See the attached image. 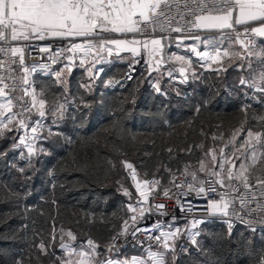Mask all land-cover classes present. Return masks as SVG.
<instances>
[{
  "label": "trees",
  "instance_id": "trees-1",
  "mask_svg": "<svg viewBox=\"0 0 264 264\" xmlns=\"http://www.w3.org/2000/svg\"><path fill=\"white\" fill-rule=\"evenodd\" d=\"M124 70L123 65L112 66L88 91L82 87L87 83L84 71L75 68L67 89L70 108L54 125L55 133L43 137L31 163L18 151L0 158V264H57L61 243H108L130 220L126 196L116 191L122 185L132 189L125 161L142 178L160 176L164 182L170 174L181 173L190 157L198 158L197 144L214 131L235 129L250 119L240 109L244 100L223 90L220 81L225 79L216 71L202 74L205 84L191 97L173 99L153 91L145 73L106 90L104 80H121ZM32 81L47 94V103L66 93L51 76L38 74ZM194 88L179 87L182 94ZM11 143L0 140V151ZM202 224L204 251L190 249L176 264H251L241 241L259 246V233L236 227L229 235L220 222ZM41 242L48 254L40 252Z\"/></svg>",
  "mask_w": 264,
  "mask_h": 264
},
{
  "label": "snow or ice",
  "instance_id": "snow-or-ice-1",
  "mask_svg": "<svg viewBox=\"0 0 264 264\" xmlns=\"http://www.w3.org/2000/svg\"><path fill=\"white\" fill-rule=\"evenodd\" d=\"M208 2L211 3V7H208L205 0H183V4H181V0H0V53L5 55L10 53L11 57L19 55V65L23 67L24 47L31 48L33 46L31 43L25 46H13L14 42L19 44V42L32 40L68 41L66 47L59 49L60 52L74 53L83 49L92 53V50L95 49L96 59L87 68V71L92 73L95 64L100 62L104 51L107 50L108 54L112 53L111 46H115L120 51L131 52L134 55H139L138 46H142L145 51L150 50V55H155L162 52L165 47L162 41L177 39L182 43L183 39L187 38L201 40L205 46L210 45L213 52H197L195 47H192L191 51L196 52L201 59L217 62L221 55L229 56V51L227 49L222 51L220 44L212 43L210 38L202 39L201 35L193 30H229V32L223 33L221 39L227 37L231 40L232 34H234L235 42L245 50L247 55H252V50L256 47V42L252 38H264V0H208ZM171 33H181L183 36L173 38ZM108 34H118L124 38H113ZM78 38L82 40V43L74 42ZM261 43L264 45V42ZM51 48V44L39 46V52H50ZM175 59L182 65L180 75L184 77V80L181 82H187L183 65L188 64L190 66L191 60L186 61L184 56H176ZM67 60L69 63L65 65V68L71 70L73 57L70 55ZM138 62L136 61V63ZM5 63L4 60H0V68H4ZM7 63L8 71L11 72V65L16 64L17 61L9 59ZM80 64L83 65L84 60H81ZM156 65L159 67V60L156 61ZM37 67L45 68L47 65H33L31 72L35 73ZM131 67L134 71V66ZM149 69V75H151V65H149ZM223 70L226 71L227 69L224 68ZM29 71L28 67H23L24 75L19 78L18 83L14 79L11 85L4 83L9 77L0 75V85H2L0 86V97H3L5 101L0 104V140H12L9 148L0 151V158L6 156L9 151L19 150L20 157L23 159L24 151L21 149V145L27 148V155L30 158L36 152L35 141L41 138L37 136V133L38 129L43 127V121L49 115L57 119L64 116V104L53 103L51 107H46L47 94L44 90H41L39 94L36 92L33 83L29 80ZM99 71L101 70L98 69L97 72ZM59 75L58 72L57 76L59 77ZM169 75L171 76V72ZM193 75H195L194 72ZM128 78L131 79V76L129 75ZM90 79L94 80L95 77L90 76ZM240 83L244 85L246 81L242 79ZM85 86L90 88V85ZM259 90L264 92V86ZM156 91L161 92L159 86H156ZM161 94L167 95L166 92ZM177 95L180 93L177 92ZM26 97H31L30 101L26 100ZM261 103H264V98H262ZM34 108L35 112L33 111ZM33 116H38V118L33 120ZM260 123L264 125V117L260 118ZM29 129L32 134L31 138L27 134ZM21 130H25L24 135L18 138L7 135L8 133H19ZM241 131L243 129L232 134L228 141V145H232V148L228 152H225L223 147L219 149V162L216 151L209 149V152L206 153V155L211 156L212 170L208 172L209 178L199 180L197 173L192 172V182L186 185L189 190L195 189L199 195L205 192L203 185L207 184L208 190L215 192L217 191L215 185L219 184L221 188L227 187L233 192H237L242 185L246 193L251 194L253 200H255L254 188H258L261 195H264V166L259 169L258 175L253 176L251 171L257 165L258 160L264 157V152L260 153V157L257 156L255 147V144L261 143V134L254 135L249 128L247 139L237 144V138ZM44 138L46 139V137ZM213 139L216 138L213 137ZM261 147L264 148V144H261ZM40 151H44V149L41 148ZM236 161H240V163L238 171L234 172ZM28 162L31 163V160L29 159ZM226 165L230 166L226 167ZM124 166L127 169H133V165L126 161ZM205 167L204 162L201 161L199 170L204 171ZM19 171L24 172V169L20 168ZM187 175L186 170L185 176L187 177ZM211 177H219V179L213 180ZM131 178L133 181L137 178L134 169ZM252 179H255V185L250 182ZM198 180L199 186H197ZM172 182L176 188L185 187L184 182L176 183L175 178ZM149 183L158 184L159 182L144 181L145 186ZM135 186L140 197L143 198V202H147L148 197L144 191H141V184L137 183ZM124 194L131 196L127 189H125ZM163 194L169 196V190L165 189ZM181 194L187 196L186 192ZM218 194L219 200L208 199L207 210L209 214L213 217H221L219 222L227 225L229 235H231L234 221L244 225L254 235L259 233L261 241L259 246L247 239L241 242L249 250L248 256L251 264H264V211L259 216L255 215L256 209L247 207L246 197L242 195L238 198L239 210L233 206L230 212L229 207L234 204V200H225V195H228L226 192ZM155 207L164 208L165 205L157 204ZM128 210L135 213L137 208L129 204ZM188 210L190 211L191 207ZM181 211L183 212L185 209L181 208ZM144 214V210L141 209L139 212L141 219H143ZM172 219L174 221L175 217ZM131 220L133 222L131 232L133 237L137 232L148 231L149 227L160 228L159 223L144 228L135 227L137 220L135 215L131 217ZM208 222V220L194 218L192 227L195 228L198 224ZM124 225V231L113 237V241L119 235H127L128 220L124 221ZM180 234L181 229L176 227L174 231L160 232L158 235L148 237V239L157 241L164 250L156 253L149 252L154 264H167L168 253H172V264H176L177 245L175 240ZM67 235L73 240L75 239L72 232L69 231ZM199 235V232L191 233L189 231L188 239L197 250L204 251L196 239ZM51 239L55 241L54 234ZM170 240H172L171 244L169 243ZM87 245L89 246L88 251L83 250L82 246L81 250L77 251L61 243L60 247L65 250L67 255L66 257H57V264H129L127 259H97L98 256L103 255L102 252H97L99 246L95 245L91 239L87 240ZM179 247L185 253L189 251L185 244H181ZM38 248L41 253L48 254V246L43 242L38 245ZM113 249H116L115 243L109 245L108 252H112ZM16 264H22V262L17 261ZM130 264H143V262L139 258L133 257Z\"/></svg>",
  "mask_w": 264,
  "mask_h": 264
},
{
  "label": "built area",
  "instance_id": "built-area-1",
  "mask_svg": "<svg viewBox=\"0 0 264 264\" xmlns=\"http://www.w3.org/2000/svg\"><path fill=\"white\" fill-rule=\"evenodd\" d=\"M206 3H208V7H211V3L208 2V0H205ZM181 4H183V0H181ZM215 14V13H214ZM175 26V25H174ZM194 32H198V30H193ZM229 32V30H223L221 31V34ZM171 36L174 37H182L183 34L181 33H171ZM234 36V34H232ZM31 43L33 47L29 48L25 45ZM51 44L52 48L50 52L41 53L39 52V46H44ZM24 66L29 68V80L32 82L33 78L41 74L42 72L52 71L64 64H68L69 61L67 60L68 56L73 57L74 62V54L68 53V52H60L59 49L66 47L65 41L61 40H32L30 42L24 43ZM145 55L144 50L139 53V55L130 62L129 65L125 67V70L123 72V76L121 78V81L123 83H130L134 80L136 75L139 73V68L142 65L143 57ZM9 59H15L17 61L16 64L11 65V72L8 71V60ZM0 60H4L5 67L0 68V75L9 77L4 81V83H7L11 85L15 81L18 83L19 78L24 75L23 73V67L19 65V55L16 57H11V54L8 53L5 55L4 53H0ZM136 61H139L136 63ZM72 62V63H73ZM47 65L45 68L37 67V70L35 73L31 72V67L33 65ZM134 66V71L132 70V67ZM129 75L131 76V79H129ZM184 80V77L180 75V71L175 73L169 80L168 83L170 85H176L181 86L183 88L187 87V82H181ZM2 86V85H0ZM26 100L30 101V97H26ZM35 112V109H33ZM38 116H33L32 119H37ZM46 122V119L43 121V127L38 129L37 136L41 135L44 130V124ZM25 131V130H24ZM27 134L29 138H31L32 134L30 132V129L27 131ZM173 178H175L176 183L184 182L185 187L183 188H176L175 184L172 182ZM209 177H205L202 180H205ZM211 179L215 180L211 177ZM192 182L191 177H186L182 173H172V175L169 177V180L167 184L159 189H150L147 187H143V190L147 194V202H143V198L139 195V203H140V209L134 214L137 217L135 227H148L155 225L156 223L160 224V228L156 227H149L148 231H141L137 232L135 237L131 235V232L133 230V222L130 219L128 221L127 225V235H119V237L113 241V237H116L119 233H122L124 231L125 225L122 227L120 231H118L116 234H114L108 243L98 245L97 252H102L103 255L99 256L98 259H105V258H112L116 259L119 255H127L128 257L131 256V254H136L142 261H144V264H150L149 262V252H156L157 249L160 247V245L157 243V241L148 239L150 236L158 235L160 232H169L172 228L183 226L185 224H188L193 221V219H204L208 221H217L219 222L221 217L219 216H211L207 210V203L208 199L215 198L217 200L220 199V196L218 193L226 192L228 195H225V200H234V204L230 205L229 211L231 212V209L233 206H235L238 210L240 208L239 203V197L244 195L246 197L247 201V207L256 209L255 215L259 216L262 211H264V195H261V192L258 188H254L253 192L255 194V200L251 198L250 193H246V190L241 185L239 188V191L233 192L231 189L225 187L221 188L219 184H216L215 187L217 191H209L207 184L203 185L205 187V192L202 194H197V191L195 189L189 190L187 188V183ZM253 185H255V181H250ZM235 183V182H234ZM197 186H199V183H197ZM165 189L169 190V196H164L163 192ZM186 192L187 196L182 195L181 193ZM157 204H164V208H157L155 205ZM259 205V207H258ZM191 207V210L188 209ZM181 208H184L185 211H181ZM144 210V217L143 219L140 218L139 212L140 210ZM173 217H175V220L173 221ZM226 219V218H225ZM221 223V222H220ZM223 224V223H222ZM225 227L227 228L226 224ZM236 227H241L246 230H248L244 225L240 224L238 221H234V226L232 229ZM228 229V228H227ZM111 243H115L116 249H113L112 252H108L109 245ZM118 249V251H117Z\"/></svg>",
  "mask_w": 264,
  "mask_h": 264
},
{
  "label": "crops",
  "instance_id": "crops-1",
  "mask_svg": "<svg viewBox=\"0 0 264 264\" xmlns=\"http://www.w3.org/2000/svg\"><path fill=\"white\" fill-rule=\"evenodd\" d=\"M221 31L223 30H211V31L198 30V33L201 35L202 39L210 38L212 43H218L222 46V51L224 49H227L229 51V56L225 57L221 55L218 58L217 62H213L211 60H206V59H201V57L197 56L196 52L191 51V48L195 47L197 52H213V49L210 45L205 46V44L202 43L201 40H193V39H187V38H184L182 43H180V41L177 39H170L171 40L170 45H167L166 41H162V43L165 45L162 52L157 53L155 55H150V50H149L148 53H149L151 60H154L155 58H157V56H160L161 54H163L165 50H169L171 52V55L174 57L173 59H175L176 56H184L186 61L191 60V65L190 66L188 65V68L192 69V70H189L191 72H193L194 70L201 69L202 74L208 71H216L217 74L219 75L218 71L224 68H226L227 70H235L237 72L242 71V74H243L242 77L229 78L226 81L221 80L220 85H222L223 90L226 93L232 94L236 98L241 97L244 100L240 109L244 112L245 115H248V114L250 115V119L249 120L246 119L245 122L250 121L251 123H253L254 131L260 133L261 131L264 130V125L260 123V118L264 117V103H261L262 98H264V92L259 90L262 86H264V79H262V77H264V45H262L261 43V42H264V38H260V37L252 38L256 42V47L255 49L252 50V55H247L245 50L238 43L235 42L234 36H232L231 40H229L227 37H224L223 39H221V36H222ZM108 35H111L113 38H118V39L124 38V37L119 36L118 34H108ZM129 38L131 37L129 36ZM80 40L81 39L78 38L74 42L82 43ZM24 43L25 42H19V44H17L14 42L13 46H23ZM111 47H112V53L108 54L107 50H105L104 53L102 54V58H100V62L95 64V68L93 69L92 73H89L87 71V68L90 67L91 64L94 62V60L96 59L95 49L92 50V53H89L82 49L80 51L75 52V54L77 55L76 64H74L75 62L71 64V70H69L68 68H65L66 64H64L55 70L42 72L40 74L42 76H51L52 79L55 80L58 86H61L66 90V93L63 95L62 99L60 100L58 99L56 102L59 104H64L65 111H67L70 108V105L68 106L66 104L68 103L70 104V102L72 101L68 97L67 89H68L70 74L75 68L84 71V74L86 76L87 83L82 84V87H85V85L96 87L97 82L100 80L104 72H106V70L110 69L112 66H115L117 64H120L126 67L129 61L133 60L134 58L138 56L128 51H120L116 49L115 46H111ZM141 49H144V48L142 46H138L139 52ZM250 49H251V46H250ZM117 52H119V55H117ZM233 55H234L235 60L232 62L231 60H232ZM81 60H84L83 65L80 64ZM98 69L101 71L97 72ZM255 70L260 71V72L257 73V76H254V75L251 76L250 72H253ZM58 72L60 73L59 77L57 76ZM245 75H248V76H245ZM90 76H94L95 79L94 80L90 79ZM242 79L246 81L244 85H241L240 83ZM121 82H122L121 80L116 79L115 77L112 76V77L106 78L104 82L102 83V85L105 87L106 90H112L118 87ZM32 83H33V86L36 92L39 94L41 92V89L36 87V84H34L33 81ZM147 84L156 93H158L156 91V86H159V88L161 89V92L159 94L164 97L171 96V98L173 99L174 98L184 99L187 97H191L194 93V90L198 89L196 87L204 85L205 83H203L202 80H198L195 78H193L192 81L187 80V87L190 85H193L195 88L193 89V91H190L186 94L181 93L179 89V87L181 86L179 87H176V85L171 86L167 81L163 80L162 78H158V79L157 78H147ZM163 92H166L167 95L161 94ZM177 92H179L180 95H177ZM38 98H40L39 95H38ZM4 102L5 101L3 97H0V104ZM242 126H243V121L240 122L237 128H240V127L242 128ZM258 174L259 173H257V175ZM251 181H255V179H252ZM129 204L130 203L126 204V208H127V211L129 212V219H131L132 217L131 214L133 213L128 210ZM87 240L89 239H85L82 243H77L75 245H71L70 243H65V245H68L70 249H76L77 251L81 250V246H82L83 250L88 251L89 246L87 245ZM94 244L97 245L95 242ZM61 251H62L63 256L66 257L67 254L65 250L61 249ZM131 255H134V256L128 257L127 255H119L116 257V259H119L120 257L123 258L124 256H126L130 264L133 257L139 258L136 254H131ZM142 262L144 264V261ZM149 262L150 264H154L150 256H149Z\"/></svg>",
  "mask_w": 264,
  "mask_h": 264
},
{
  "label": "rangeland",
  "instance_id": "rangeland-1",
  "mask_svg": "<svg viewBox=\"0 0 264 264\" xmlns=\"http://www.w3.org/2000/svg\"><path fill=\"white\" fill-rule=\"evenodd\" d=\"M80 41L82 42V40H80ZM165 41H166L167 45H170V42H171L170 39L169 40H165ZM68 43H69L68 41H65V45L66 46L68 45ZM142 50H144V49H141L139 53H141ZM144 52H145V55L143 57L142 65L139 68V74L140 73H145V76L147 78H157V79L158 78H162L163 80L168 82V80L175 73L180 71V68L182 66L181 62L177 61L176 59H173L174 57L171 55V52L169 50H165L163 54H161L160 56H157V58H155L154 60H151L148 51L144 50ZM73 54H74V62H75L74 64H76L77 55L75 54V52ZM157 60H159V61L161 60L159 67H157V65H156V61ZM234 60H235V58H234V55H233L231 61L233 62ZM130 62H132V60L129 61V63L127 65H129ZM149 65L152 66L151 75H149V71H150ZM183 67L185 68V75L187 76V80L192 81L193 78L198 79V80L201 79V77H202L201 69L194 70L193 72L195 73V75H193V72L189 71V70H192V69L188 68V64H184ZM169 72H171V76L169 75ZM258 72H260V71L255 70L253 72H250V75L251 76L252 75L257 76ZM218 73H219V76L221 78L225 79V80H226V77L229 79V78H238V77H242L243 76L242 71L237 72L235 70H226V71H224L222 69V70H219ZM245 76H248V75H245ZM85 89H87L89 91L91 89V86H90V88L85 86ZM52 105H53V103H47L46 107H51ZM66 105L69 106V103L66 104ZM57 121H58V119L56 117H53L51 115H49L47 117L46 122L44 124L43 134L39 135V137H41V138H39V139H37L35 141V148L36 149H37V146L39 145V143L41 142V140L43 139V137H51L53 135V133H55L53 127H54V125H57ZM242 121H243L242 128L240 127V128H235V129H231V130L228 129L226 131L225 130L224 131L223 130H216V131H214L213 134L208 136L207 139H205L202 142L198 143L197 144V148H196V150H197V152L199 154L198 158H195L194 156H192L186 162H184L183 163V168L181 170V173L183 175H185V171L187 170V172H188L187 176L191 177V173L192 172H196L199 180H202L205 177H208V172L210 170H212L211 156L206 155V153L209 152V149H214L216 151L217 160L219 162V149L223 147V148H225V152H228L232 148V145H228V141L231 139V136H232V134L234 132H236L239 129H243V131H241L239 133V135H238L237 144L240 141H243V140L247 139V130L249 128H251V130L253 131L254 135L258 133L256 131H254L253 123H251L250 121L249 122L248 121L245 122L246 119H244ZM14 134L16 135V138H18L19 136L24 135V130H21L19 133H14ZM259 134H261V143L260 144H255V147L257 149V153L256 154H257L258 157H260V153L261 152H264V148L261 147V144H264V130L261 131ZM213 137H215L216 139L214 140ZM253 142L255 143V141H253ZM21 149H23V151H24V158L23 159L29 161V159H31L32 156L30 158L28 157L27 148L25 146L21 145ZM17 151H18V156H19L20 155L19 154V150H17ZM187 152L190 153L191 152V148ZM201 161H203L205 166H206L204 171H200L199 170L200 169V165H201ZM239 163H240V161H236V168L233 169L234 172L238 171ZM228 166H230V165H226V167H228ZM262 166H264V157H261L258 160V163L255 166V168H253L251 170L252 171V175L253 176L257 175V173H259V169ZM133 169L125 168V172H126L127 177H128V184H129L128 186H131L132 189L131 190L127 189L125 186L122 185L120 187H117L116 191L117 192H123V194H124L125 189H127L128 192L131 193V196H126L124 194L126 196V200L128 201V203L133 204L137 208V211H138L140 209V203H139L140 199H139V192L137 191L135 185L137 183H140L141 184V191L143 190V187H147V188H150V189H159V188L164 187L167 184V182L169 180V177L172 174H170L167 177V180L164 181V182L161 180L160 176L159 177H153V178L147 180V179L142 178V176H140V174L134 169L135 172H136V177L137 178H136L135 181H133L132 178H131V174H132ZM217 170H218V168H217ZM212 178L219 179V177H212ZM199 180L197 182H199ZM144 181H149V182L158 181L159 183L158 184L149 183L148 184L149 186L148 185L145 186L144 185ZM135 213H133L131 215L133 216ZM214 222H217V221H211L210 220L208 223L210 224V223H214ZM175 228H172L170 231H174ZM179 228L181 229V234L175 240V244L177 245V250H176L177 259L181 255L186 254L179 247V245L185 244V245H187L189 250L193 249V248L196 249L195 246L191 245L190 240L188 239L189 231L191 233L199 232L200 235L197 236L196 239L199 241L200 244L202 243V238H203L202 237V235H203L202 233H203L204 226L201 223V224H198L195 228H193L192 227V222H190V223L185 224L183 226H179ZM169 243L171 244L172 240H170ZM163 251L164 250L161 247H159L156 252H163ZM132 256H134V255H131V257ZM57 257H64V256L62 254V255H59ZM98 258H99V256L97 257V259ZM119 259L123 260V259H127V258H126V256H124L123 258L120 257ZM167 264H172V253H168L167 254Z\"/></svg>",
  "mask_w": 264,
  "mask_h": 264
}]
</instances>
